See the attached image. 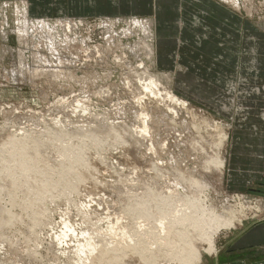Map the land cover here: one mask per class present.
Wrapping results in <instances>:
<instances>
[{
  "label": "rangeland",
  "instance_id": "1",
  "mask_svg": "<svg viewBox=\"0 0 264 264\" xmlns=\"http://www.w3.org/2000/svg\"><path fill=\"white\" fill-rule=\"evenodd\" d=\"M21 1L26 2V0ZM15 2H19V0H0V23L2 15H6L8 20L5 41L1 37L2 30L0 29V133L5 132V137L0 135V147L6 140L5 138L11 134L23 136L24 132L38 131L32 135L38 139V134L42 132L43 128H52L54 131L58 129L68 134L73 130L81 129L80 131L84 135L89 134V137L79 133L75 135L76 138H70L67 135L62 139V144L74 145L71 150L76 151L79 150L78 148H82L85 152L72 155L70 174L50 191L51 195L61 191L59 196H50L48 193L43 196L45 200L42 202L41 215L33 229L26 230L25 224L16 217L17 221L14 225L4 229L0 228V260L6 256L8 260L5 264H73L70 260L67 261L64 256L58 257L60 252L56 255V258L59 259L54 258V251L57 250V247L52 248L53 252L47 249L50 240H52L51 235L59 233V223L62 220L63 212L67 213L71 227H76L78 230L89 228L93 232L91 237L98 236L97 241L100 240L103 242L102 244L109 247L114 246L117 238L108 232V219L106 218L116 221L122 217L125 224L137 228L138 220L134 216L130 218L127 210L134 208L133 206L136 205L135 202H132L134 200L145 199V202H150L148 198L143 197L140 190L142 183L149 182L148 179L154 175L157 182L161 184L174 182L171 171L173 168L179 171H190L196 178L201 175L206 178L208 185L200 195L206 205L214 206L218 211L223 206L230 207L237 217L241 215L238 214L241 207L246 209L243 212L246 216L241 225L236 224L232 229H220L216 233L215 248L224 247L246 227L264 222V176L258 183L252 182L243 188V183L240 182L243 179L232 181L230 180L231 175H229L231 173L229 167L233 162L230 156L237 157L238 153L243 154V125L246 122H243V117L246 118L247 115L245 112L240 117H236L238 105L243 109V98L250 94L248 91L247 94L243 95L242 93L243 65L248 64V60L245 59L250 57L246 53L243 56V51L250 50L252 45V42H246L247 36L264 31V0H239V3L234 6L224 3L222 0H186L187 10L183 8V10L185 9L184 13L183 11L178 13L179 21H176L178 34L172 38L176 41L180 40L181 46L176 41L160 44L157 42L155 34V50L152 60L148 59L149 61L145 59V55H141L140 51L137 52L138 55L136 53L132 55L133 52L127 48L128 45L132 46L134 42H137L139 33L135 32L129 37L124 35V32L127 20L129 21L130 18H136L139 21L151 20L153 12L142 14V16L128 13L83 18L71 16L73 20L78 21V18H81L85 21L82 26L78 25L75 31L79 33L78 35L88 38L87 48L83 49V46L74 42L73 44L65 42L67 44L65 45L63 42L65 36L60 32V37L56 40L57 52L50 53L42 40H40L41 42L39 40L30 41V37H28L26 42L18 41L15 33L16 27H14L16 26L14 22ZM110 2L115 3V0H110ZM40 5L43 9L42 12L30 11L31 25L29 27L33 32L39 29L36 25L39 20L46 19L50 23H54L57 19L64 18L63 14L59 16L42 14L46 12L47 2L41 1ZM191 14L200 21L193 23ZM109 22H117L111 34L108 29ZM73 31L74 28L67 35H71ZM182 32H184V40H181ZM36 45L37 47H35ZM121 47L124 48L121 50ZM98 48L99 51L102 48L104 55L102 51L96 54L95 49ZM50 54H52L51 58ZM134 56L140 57L135 61ZM56 58L61 60L60 67L63 70L66 69L65 73L73 74L74 78L81 79V82L74 81V84H70L50 76L48 73L54 72L53 68L57 67L53 64L58 60ZM50 60L55 61L52 63ZM44 62H47L46 65ZM143 66L149 69L151 75L162 74L164 76V80H161V87H164V90H160L162 95L165 94V90L171 91L181 101L176 104L170 103L162 96L152 101L149 99L151 98L149 95L145 96L142 91L143 86H141L145 82L139 77ZM57 71L60 72V69L58 68ZM137 71L139 78L137 75L135 76ZM230 80L233 82L231 83ZM94 82L95 84H93ZM65 83L67 84L65 85ZM230 84H234V87L232 91L227 92ZM130 86L134 88L136 86V89L139 86L135 92L140 89V94L139 92L137 94L140 96L134 94V90L132 91L134 88ZM63 98L68 101L63 103ZM85 98L87 102H85ZM61 99L63 100L61 101ZM74 100L79 103H74ZM82 102L85 104L83 105ZM88 102L92 105H89ZM151 102L154 103L151 104ZM181 102H185V105L182 106ZM223 105H226L228 110L224 111ZM143 108L147 111L150 108L151 111L148 113L150 116L148 124L151 125H148L149 131L146 134L140 132L141 120H136L139 119L136 113L139 111L141 113ZM159 108L161 111L157 114ZM82 109L84 112H81ZM162 109H164L163 114H160ZM168 110L174 113L172 114L173 118ZM245 111L247 110L245 109ZM152 112H155L156 118ZM132 113L133 115L135 113V116H129ZM78 114L79 116H77ZM101 116H104L106 120ZM156 119L160 122L166 120L161 124ZM151 120H155L154 123ZM39 122L42 125H38ZM100 122L102 125L99 124ZM108 123L116 125L117 129L118 127L126 128V131L130 132L131 139H136L134 141L137 145L132 146L131 143H128L126 139H129V136L113 137V135H108V137H104L103 133L97 132L96 135L94 131L85 134V131L90 127L100 125V129H105ZM118 123L119 125H117ZM68 126L70 128L77 126L78 128L70 129ZM227 126L229 127L227 128ZM5 129L7 130L5 131ZM221 131L228 135L224 141L220 140ZM95 135L99 136L92 137ZM95 142H97L96 146H92ZM160 148L164 149L163 152ZM217 156L226 159L222 176L216 167L203 168V163L206 160ZM74 157L83 158L82 163L76 164ZM65 158H68L67 155L60 157L57 153H52L46 155L44 163L39 165L51 166V163L56 167L63 163L69 165ZM237 167V172L243 175L242 160L238 162ZM79 172L81 173L79 174ZM233 172L237 173L236 170ZM188 197L191 198V195ZM17 198L26 197L17 196ZM0 204L8 212H14L16 215L23 213L21 208L15 206L16 200L11 201L10 197L1 196ZM37 205L34 204V206ZM250 206L252 209H247ZM256 208H260L258 213L255 212ZM87 211H90L89 217L83 219L84 212ZM77 213L81 215H77ZM105 216L106 218H104ZM2 224L3 219L0 217V227ZM176 230L181 231L178 228ZM72 246L73 243L67 240V244L62 245L61 249L67 252L65 255H68ZM205 248H207L206 242L198 246L199 256L201 255L200 264H215L213 261L217 254L207 255L203 252ZM177 251L178 249H172L166 252L167 256L163 264H180L181 260H177ZM33 254L37 258H34ZM218 254L220 258H226L223 251H219ZM124 259L123 262L128 264H139L135 260L127 261L126 257Z\"/></svg>",
  "mask_w": 264,
  "mask_h": 264
},
{
  "label": "bare ground",
  "instance_id": "2",
  "mask_svg": "<svg viewBox=\"0 0 264 264\" xmlns=\"http://www.w3.org/2000/svg\"><path fill=\"white\" fill-rule=\"evenodd\" d=\"M222 2H224L228 5L234 6V5H237L239 3V0H222ZM191 16L193 18V23H198L200 21L196 16H194L192 14H191ZM63 17L64 18L61 20L57 19L56 21H54V23H50L46 19L45 20H39L36 23V25L39 27V29L35 30L33 32L31 30V28L29 27L31 25L30 24L31 21H30V15L28 12V4L26 2H15V4H14V22H15L16 26H14V25L13 26L16 27V30L15 29L14 30H15L18 41L22 42V43L26 42L28 37H30V41L36 42L38 40L39 41L42 40L43 42H45L44 46H46V48L48 49V51H50V53L55 52V51L57 52L58 48H56V47H58V46H56V40L58 37H60L59 33L61 32L65 36L64 40H63L64 43L65 42L66 43L68 42L71 44H73V42L77 43V44L79 43L81 45V47L82 46L84 47L83 49H86L87 48L86 41L88 40V38H84V37L78 35L79 33H77V31H75V28H77L78 25L82 26L83 22H85V21L82 20L81 18H78V21L73 20L72 17L70 18L69 16H65V15ZM65 17H68V18H65ZM105 23H107V22H105ZM116 24H117V22H109L108 23V27H109L108 29H109L110 34H111V32H113L114 26ZM0 25H1L0 29L2 30L1 37L5 41L7 39V32H6L7 28L6 27H8V20H7L6 15H2V21H1ZM125 25H126V27H125L126 31L124 32V30H123V32L125 33L124 35H128L130 37L132 34L134 35L135 32L139 33V37L137 38V42H134L132 46L128 45V47H127L128 49H130L133 52L132 55H134V53H136L138 55L137 52L140 51L141 55L142 54L145 55L146 60H148V59L152 60L153 53L155 50L154 44L156 42L155 41V34L157 35V25H156L155 20H153V19L149 20L148 19V20L139 21L136 18H130L129 21L127 20V22H125ZM73 28H74V31L72 32V34L67 35V33H70L73 30ZM61 42H62V39H61ZM66 43H65V45H67ZM40 45H43V44H40ZM40 45H38V46H40ZM35 47H37V45ZM42 48H44V47L42 46ZM122 48H124V47H121L120 49L122 50ZM100 51H102V48ZM100 51H99V48L95 49L96 54H99ZM85 52H86V50H85ZM102 52L104 55V51H102ZM86 54H87V52H86ZM107 54L109 55L108 51H107ZM107 54H106V56H107ZM36 55H37V53H36ZM51 55L52 54H50V56H49L50 58L52 57ZM21 56H22V54H21ZM99 56H101V55H99ZM92 57H94V55H92ZM39 58H41V57L39 56ZM138 58L135 57V61ZM143 58H144V56H143ZM56 59H58V58H56ZM55 60H50V61H52V63H53ZM102 60H103V58H102ZM107 60H108V57H107ZM20 61H22V60L20 59ZM20 61H19V63H21ZM60 61L58 59L55 61V63H53L57 67L53 68V70L55 69L54 72L51 71L48 74H50V76H52L53 78H56L58 81L68 82L70 84L71 83L74 84V81L75 82H81V79L74 78L73 74L67 73V72L65 73L64 71H66V69L63 70V68L60 67L62 64ZM98 62H99V59H98ZM46 63L44 65H46ZM146 63H148V62H146ZM150 65H153V64H150ZM48 67H50V66H48ZM58 68L60 69V72L57 71ZM142 68H143V71L142 72L140 71L142 76L140 75L139 77H141V80L143 82H145L143 85H141V86H143L142 91H144L145 96L149 95V97H151L149 99H152V101H153V99L155 100L156 98L161 97V96H162V98H165L166 100H168L170 103L176 104L179 101H181L174 94H172L171 91L169 92V91L165 90V94H163V95L161 94L160 90H164L163 89L164 87L163 88L161 87L162 81L164 80V76H162V74L151 75L149 73V69L144 68V66ZM149 68L151 69V66H149ZM50 69L52 70V68H50ZM61 69H62V71H61ZM49 70H47V71H49ZM137 70H138V68H137ZM34 74H36V73L34 72ZM42 74H40V75H42ZM137 74H138V71L135 74V76ZM28 75H30V74H28ZM139 77L137 75V78H139ZM35 78H36V76H35ZM137 78H136V80H137ZM56 81H55V83H56ZM130 82L131 81H129V83ZM232 82L233 81H231V83ZM129 83H127V85ZM66 84L67 83H65V85ZM88 84H91V83H88ZM93 84H95V82ZM130 84H132V82ZM68 86H69V84H68ZM130 87L134 88L133 86H130ZM233 87H234V84L233 85L230 84L228 90L231 91L233 89ZM67 88H69V87H67ZM138 88H139V86H138ZM135 89H136V86L134 89H132V91L134 90L133 93L135 92ZM168 89H170V88H168ZM129 90L131 91V89H129ZM139 90L136 91L137 93L135 92L134 94L137 95L138 92L140 94ZM133 93H132V95H134ZM142 94H143V92H142ZM137 96H140V95H137ZM84 97H86V96H84ZM75 98H77V97H75ZM86 98H85V100H86ZM63 99H61V101L63 100L62 101L63 103L64 102L66 103L68 101V99H65V98H63ZM147 101H148V99H147ZM70 102H72V101H70ZM85 102H87V100ZM185 102H181L180 104L182 106H184ZM69 103H67V104H69ZM74 103H79V102L74 100ZM88 103H89V105H92L90 102H88ZM153 103L151 102V104H153ZM84 104L85 103H83V105ZM155 104H157V103H155ZM162 104H163V102H162ZM162 104H161V106H162ZM164 104H165V102H164ZM149 106H150V104H149ZM166 106H169V105H166ZM77 107H78V105H77ZM135 107H136V105H135ZM135 107H132V108H135ZM135 109H137V108H135ZM149 109H148V111L146 109H144L141 113H139L140 112L139 111L138 112L139 115H138V113L135 112L137 114L136 116L139 118L136 120H139V121L141 120V125H140L139 129H140V132L143 134H146L149 131L148 125H151V124H148L149 117H150L148 114L150 111ZM164 109H162V112H160V114H163ZM166 109H167V107H166ZM157 110H158V112H157V114H158L159 111H161V110H160V108ZM157 110H155V111H157ZM129 111H130V109H129ZM134 111H132V112H134ZM168 111L171 113V115L174 114L171 110H168ZM188 111H189V109H188ZM81 112H84V110ZM127 113H128V111H127ZM135 113H134V115H133V113H132V115L129 114V116H135ZM150 113H151V111H150ZM154 114H155V112L153 113V115ZM77 116H79V114ZM104 116L103 117L101 116V117L104 119ZM167 116H168V114H167ZM155 118H156V116H155ZM155 118H153V119H155ZM159 118L161 120V117H159ZM172 118H173V115H172ZM99 119H101V118H99ZM99 119H97V120H99ZM166 119H164V120H166ZM93 120H96V119H93ZM104 120H106V119H104ZM156 120H158V119H156ZM160 120H158V122H160ZM164 120L160 123L162 124L164 122ZM151 121H152V123H154L153 121H155V120H151ZM101 122L99 124H101ZM158 122H155V123L158 124ZM35 123H36V121H35ZM40 124L41 123L39 122L38 125H40ZM92 124H94V123H92ZM117 125H119V123ZM36 126H37V124H36ZM69 126H71V125H69ZM89 126H90V124H89ZM131 126H132V124H131ZM49 127H52V126H49ZM73 127H77V126H72V128H70V127L69 128L73 129ZM104 127H105V125H104ZM127 127H128V125H127ZM228 127L229 126H227V128ZM218 129H221V128H218ZM222 129H223V126H222ZM6 130L7 129H5V131ZM18 130H20V129H18ZM80 130H78V129L73 130V131L69 132V134H68L67 132L62 131V130H58V129L56 131H54V129H52V128H46V129L43 128L42 132H39L41 135L38 134L40 137V138L38 137V139L34 138V136H32L33 133H38V131L37 132L32 131V133L30 132L31 135H30V133L22 131L25 134L23 136H20V135L16 136V134H15L16 131H15V133H13V134H15V136L11 134V135L7 136V138H5L6 140L3 142L2 146L0 147V197L1 196L10 197L11 201L13 199L16 200L15 206L18 208H21L23 213L16 215L14 212H8L0 204V217L3 219V224L0 227L1 229H4L10 225H14L16 223L17 219L25 224V227L27 228L26 230L33 229L35 223L39 220L40 215H41L42 202H43V200H45V199H43V196L47 193L50 194V191L53 190L54 188H56L58 186V184H60L59 182H62L63 180H65V178H67L68 174H70V171H71V165L70 164H71V159L73 158L72 155L75 153L80 154L81 152L82 153L85 152L82 148H78L79 150H76V151L71 150V148L74 146L73 144H69V143L68 144H62L63 143L62 139H64L65 136H67V135H69L70 138H76L75 135H78L79 133H82L83 136L89 135L88 133H87L88 135H84L83 132H81ZM151 130H152V128H151ZM93 131L95 132V134L97 132H100V134L103 133L104 137H108V135H113V137H120L122 135H124L126 137L129 136L130 138L126 139V140H128V143L129 144L131 143L132 146L137 145L136 141H134L136 139H134V140L131 139V135L129 134L130 132L126 131V128L123 129L121 127H118V129H117L116 125L113 126V125H111V123H110V125L108 123V126H106L105 129L104 128L100 129V125L90 127L89 130L85 131V134H86V132L91 133ZM4 133L3 134L0 133V135L2 134L5 137ZM126 133H128V135H125ZM2 135H1V137H2ZM38 135H35V136L37 137ZM96 135L92 136V137H98L99 136V135L98 136H96ZM219 135H220V140H223V141L226 140L227 136H228L225 133H223L222 131ZM83 136H81V137H83ZM134 136H133V138H134ZM104 137H102V138H104ZM100 138H101V136H100ZM96 144H97V142H95L92 146H96ZM49 147H51V148H49ZM50 149H51V151H50ZM160 150H161V148H160ZM162 150H164V149H162ZM54 151H56V152H54ZM52 153H57L58 155H60V157H61V155H67L68 158H65V160L69 163V165H66L65 163H63V165H57V167H56L55 164H52V163L50 164L49 162L48 163L51 166L39 165L41 163H44L46 155L48 156L49 154H52ZM74 158H75L76 164L80 165L82 163L83 158H81V157H74ZM224 159L219 157V156L214 157V158H210L203 163V168L210 167V166H212L214 168L216 167V169L219 171L220 175L222 176V170L224 168L225 161H226V159L225 160ZM50 162H52V161H50ZM174 164H176V163H174ZM171 171H172L173 176H174V179H172V181H174V182L168 183L166 181L167 183L161 184V183L157 182L158 180H156L157 178L154 177L155 176L154 175L153 177H150L148 179L149 182L142 183L140 190L142 191L143 197L148 198V200L150 202L149 203L145 202L146 201L145 199H142L140 201L134 200V201H132L133 203L134 202L136 203V205L133 206L134 208L127 210L128 211L127 214L130 216V218L134 216L135 219L138 220L137 221L138 223H136L137 228H135L133 225L125 224L123 222L122 217L117 219L116 221H113L112 219L106 218V216H108V215H106L104 217V218L108 219V222H107L108 232L112 233V235L117 238L116 242L114 243V246L109 247L108 245L102 244L103 242H101L100 240L97 241L96 239H98V236H96V235H95L96 237H91L93 232L90 231L89 228H85V229L81 228L78 230L76 227H71L69 225V222L67 219V216H68L67 213L63 212V214L61 216L62 220L59 223L60 224L59 233H54L53 235H51L52 240H50V244L47 243L49 245V247H47V249L51 250L53 252L52 248L57 247V250L54 251V258H56L57 253L60 252L57 255L58 257L64 256V257H66L65 259H67V261L70 260L73 264H87V263L88 264H128L127 262H123L125 260L124 257L127 258V261L128 260H135L139 264H163L164 260L166 259V256H167L166 252H168L172 249H178L176 255H178L177 260L178 261L181 260L180 264H194V263L200 264L201 255L199 256L198 246H200L204 242H206L207 248L203 249V252L207 253V255L211 254V253L216 254V248L214 245L216 233L220 229H232V228H235L236 224L241 225L243 219L246 216V214L243 213L244 210H246V209H244V207H241V210L238 213L241 215L237 217L234 215V211H232V208H230V207H224L223 206L218 211V209L214 208V206H211L209 204L206 205L205 200H201V196H200L201 193H203V190L208 185L206 182V178L203 177V175L198 176L196 178L193 175V173H191L190 171L189 172L179 171L175 168H173ZM80 173L81 172H79V174ZM53 179H56V180H53ZM60 193H61V191H58V194H55V195L50 194V196H59ZM189 195H191V198L188 197ZM17 196H24L26 198H17ZM48 200L50 201V199H48ZM34 204H38V205L34 206ZM247 209H252V208L250 206ZM259 211H260V208H256L255 212L258 213ZM89 212L90 211L84 212L83 219H86L89 217V215H88ZM240 212H242V213H240ZM78 213H77V215H81ZM78 227L80 228V226H78ZM176 228H178L181 231L178 232L176 230ZM143 229H145V230H143ZM96 234H98V233H96ZM73 238L75 240H72ZM67 240L72 242L73 246L71 247V250L69 251L70 254L65 255V253H67V252L65 250H62L61 246L66 245ZM39 243H41V242H39ZM64 249H65V247H64ZM153 249H154V251H153ZM200 254H201V252H200ZM4 257H3L4 259L0 260V264H5L6 261L8 260V258L6 259V256H4ZM33 257L37 258L35 254H33ZM56 259H59V258H56Z\"/></svg>",
  "mask_w": 264,
  "mask_h": 264
},
{
  "label": "crops",
  "instance_id": "3",
  "mask_svg": "<svg viewBox=\"0 0 264 264\" xmlns=\"http://www.w3.org/2000/svg\"><path fill=\"white\" fill-rule=\"evenodd\" d=\"M41 1L47 2L46 12L42 14L50 16L63 14L83 18L121 13L142 16L153 12L152 18L157 25L156 39L160 44L176 41L172 38L178 34L176 26V21H179L178 13L181 11L184 13L183 8L187 10L188 7L186 0H115V3H111L110 0H26L29 15L30 11L42 12ZM183 33L181 40L185 37ZM246 39V42H252V45L250 50L243 51V56L246 53L250 57L245 59L248 60V64L243 65L242 93L244 95L248 91L250 94L243 98V109L238 105L236 114V117L245 112L247 115L246 118L243 117V122L246 121L243 125V154L238 153L237 157L230 156L235 163L231 161L233 164L231 163L229 167L230 180L243 179L240 181L243 188L252 182L258 183L264 176V31L247 36ZM176 42L180 45V40ZM223 107L224 111L228 110L226 105ZM241 160L243 175L237 172V164ZM234 170L237 173L233 172ZM219 251L225 253V259L219 257ZM216 254L213 261L215 264H264V222L246 227L224 247L220 249L217 247Z\"/></svg>",
  "mask_w": 264,
  "mask_h": 264
}]
</instances>
